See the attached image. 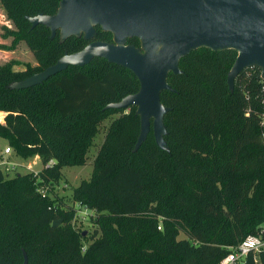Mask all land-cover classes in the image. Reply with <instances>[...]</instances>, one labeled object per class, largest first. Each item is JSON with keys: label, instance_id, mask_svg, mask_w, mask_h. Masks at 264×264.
<instances>
[{"label": "trees", "instance_id": "obj_1", "mask_svg": "<svg viewBox=\"0 0 264 264\" xmlns=\"http://www.w3.org/2000/svg\"><path fill=\"white\" fill-rule=\"evenodd\" d=\"M61 0H0L13 28H3L14 49L24 42L36 64L0 65V138L23 158L50 166L8 177L0 170V264H216L264 222V78L243 69L227 82L237 51L200 47L169 73L160 100L168 107L160 149L150 129L140 131L136 107H104L139 89L126 67L94 58L68 66L43 82L14 87L92 41L112 42L95 27L92 39L50 37L28 17L56 13ZM126 44L140 46L131 37ZM108 125L91 175L72 188L71 200L92 210L97 232L88 239L74 227V206L37 191L36 182L62 179L64 166H82L99 124ZM4 122H3V115ZM59 220L58 225H53ZM161 226L160 229L158 226ZM184 233L185 238L179 239ZM245 264H264L250 255Z\"/></svg>", "mask_w": 264, "mask_h": 264}, {"label": "water", "instance_id": "obj_2", "mask_svg": "<svg viewBox=\"0 0 264 264\" xmlns=\"http://www.w3.org/2000/svg\"><path fill=\"white\" fill-rule=\"evenodd\" d=\"M28 20L32 26L49 28L50 37L59 31L60 40L81 35L90 40L96 26L112 33V42L92 41L77 52L64 53L14 87L39 84L70 65L83 66L97 57L126 67L137 77L138 91L104 108L136 107L140 131L135 148L152 128L156 145L168 151L163 139L168 107L160 93L174 91L168 74L181 73L179 60L190 51L235 49L237 56L227 74L230 88L247 67H259L264 78V0H61L56 13H39ZM131 37L139 39V47L126 44ZM21 264H27L25 254Z\"/></svg>", "mask_w": 264, "mask_h": 264}, {"label": "rangeland", "instance_id": "obj_3", "mask_svg": "<svg viewBox=\"0 0 264 264\" xmlns=\"http://www.w3.org/2000/svg\"><path fill=\"white\" fill-rule=\"evenodd\" d=\"M13 28V24L6 17L3 7L0 5V65L9 62L16 61L13 65L15 69L24 68L25 64H36L32 52L28 49L24 42H20L16 45L14 49L8 48L11 44V37H3V28ZM119 113H113L106 119H104L98 126V131L95 137L93 138L92 145L90 146L87 152L86 163L82 166H64L62 171V179L58 182L51 184H44L39 181V178L36 179V182L40 184L37 185V191L42 195H46L49 198H62L66 205L74 206L77 209V216L73 220L74 227L83 232L87 237V241L84 244L88 243L91 240V237L97 232L96 225L91 221L90 216H94L92 210H87L80 206L78 202H73L71 200L72 188L83 179H88L91 175L93 168V159L104 139L106 129L112 119L118 117ZM152 130V128H151ZM6 146H9L7 140L0 138V149H4ZM7 160L14 164L9 170L5 169L4 174L8 177H12L15 174H25V173H38L45 164L43 163L41 157L36 158V156L30 157H20L15 151L11 148V153L8 155ZM262 227H264V222L262 225L257 227V230L253 234L260 233ZM180 238H185L184 233L179 234ZM85 244V246H86Z\"/></svg>", "mask_w": 264, "mask_h": 264}, {"label": "built area", "instance_id": "obj_4", "mask_svg": "<svg viewBox=\"0 0 264 264\" xmlns=\"http://www.w3.org/2000/svg\"><path fill=\"white\" fill-rule=\"evenodd\" d=\"M10 153L11 148L9 146L5 147L2 155H0V170H9V168L14 166L13 163L7 160ZM35 156L39 158L38 155ZM53 163V160H49V163L45 164V167ZM160 227L159 225L158 228L160 229ZM227 249L228 252L216 264H245L250 255L257 261L258 254L264 252V227H262L260 233L248 234L236 246L227 247Z\"/></svg>", "mask_w": 264, "mask_h": 264}, {"label": "crops", "instance_id": "obj_5", "mask_svg": "<svg viewBox=\"0 0 264 264\" xmlns=\"http://www.w3.org/2000/svg\"><path fill=\"white\" fill-rule=\"evenodd\" d=\"M6 147H7V146H6ZM3 150H4V149H2V150L0 149V155H2V153H3Z\"/></svg>", "mask_w": 264, "mask_h": 264}]
</instances>
